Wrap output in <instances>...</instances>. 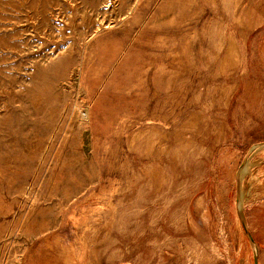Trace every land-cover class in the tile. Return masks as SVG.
<instances>
[{
  "label": "rangeland",
  "instance_id": "1",
  "mask_svg": "<svg viewBox=\"0 0 264 264\" xmlns=\"http://www.w3.org/2000/svg\"><path fill=\"white\" fill-rule=\"evenodd\" d=\"M254 244L264 264V0H0V264Z\"/></svg>",
  "mask_w": 264,
  "mask_h": 264
},
{
  "label": "water",
  "instance_id": "2",
  "mask_svg": "<svg viewBox=\"0 0 264 264\" xmlns=\"http://www.w3.org/2000/svg\"><path fill=\"white\" fill-rule=\"evenodd\" d=\"M244 226H245V228L247 230V227H246V223L245 222H244ZM254 250H255V260H254V264H258L257 252H256V246H255V244H254Z\"/></svg>",
  "mask_w": 264,
  "mask_h": 264
},
{
  "label": "bare ground",
  "instance_id": "3",
  "mask_svg": "<svg viewBox=\"0 0 264 264\" xmlns=\"http://www.w3.org/2000/svg\"><path fill=\"white\" fill-rule=\"evenodd\" d=\"M262 147V146H261ZM250 193V192H249ZM244 196V195H243ZM244 198V197H243ZM240 206H241V204H240Z\"/></svg>",
  "mask_w": 264,
  "mask_h": 264
}]
</instances>
